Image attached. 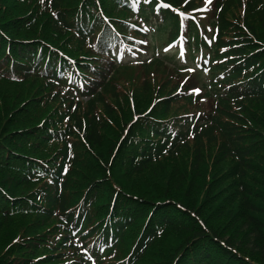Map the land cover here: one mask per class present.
Returning <instances> with one entry per match:
<instances>
[{"label":"trees","instance_id":"trees-1","mask_svg":"<svg viewBox=\"0 0 264 264\" xmlns=\"http://www.w3.org/2000/svg\"><path fill=\"white\" fill-rule=\"evenodd\" d=\"M12 1L14 3V0ZM55 1L57 2V0ZM161 1L167 3L170 8H179L186 12L193 11L198 2V0ZM142 4V9L145 11V0H143ZM154 4L155 1L146 5L153 7ZM217 5V9L213 14L206 13L202 19L203 29L206 30L207 25H210L213 27L214 32L216 31L217 33L210 47L212 48V56H214L215 61L211 70L217 76L215 80H212L211 85H203L206 93L204 96L213 98L216 107L212 112L205 114L206 118L202 116L197 125H193V118L192 121L189 119V136L187 138L157 129V136L164 139V142L150 149L139 148L135 142V139L139 138V136L136 135L132 127L129 130V134L123 140L118 153L126 147H132L131 152H122L120 161L119 159L118 161L102 159L97 153L98 158L101 159L99 163H101L103 169L94 178H91L92 180L90 177L87 179L89 176L87 174L89 170L87 167L84 168L79 176L80 181L85 183L84 186L88 187L91 183L95 188H102L98 193V203L105 205L106 212L103 214H99L98 212V215L92 216L91 212H96L95 208L83 214L73 211V208L78 209L79 205H77L76 201H71L67 198L68 196H65L67 194L61 190L49 191L44 195L40 194L39 200L42 202V205L38 202L45 210L44 212H40L45 213L48 210L49 214L43 215L55 219L59 218L56 224H51L48 228L52 230L49 237L46 236L45 231L38 232L31 237H39L36 242H33L34 248L36 249L37 247L34 252L37 251V254L42 253V257H46L45 261L48 264H63L65 261L67 264H86L84 258L79 255V250H75V236L79 242L92 238L95 239L96 245L102 244V246H105L104 255L106 258L102 259L99 264H137L140 258L148 256L149 250L147 251L145 247L147 245L154 246L158 239H160L157 238L159 229L156 230L158 224L154 221L155 216L149 226L148 233L144 235V239L147 241L144 244L138 245V239L136 238L134 243L130 244L129 248H133L134 250V247H136V254H132L131 258L129 256H126V258L119 257L118 254L125 252V246L128 244L126 237L130 234L131 230L138 223L140 224L145 222L146 219H150L152 214L156 215L158 211H161L162 217L159 224L166 227V230L176 227L175 230L181 234L180 245L177 246V248L179 246L181 248L178 251L175 250V254H177L175 260L181 257L179 264H187L190 255L196 253L198 249H202L200 247L201 243L205 242H208L209 246L204 249L206 257L203 264H264V122H254V125H257L258 128H251V132L257 135L255 138L256 142L251 145L252 147H256L253 152L246 150L248 146L242 138V132L232 125L235 115L234 105H243V101L250 96L264 99V40L258 37L256 29H254L253 25H250L251 20V22H260L264 26V0H217ZM78 8L74 7L68 11V19L74 17L72 18L73 23L71 25L69 23L65 24L70 30H74L76 21L86 22L90 16L84 10L81 11L84 7L80 10ZM236 8H243L244 13L238 15L236 12L235 16L233 11H237ZM4 9L10 12L4 11ZM117 9L126 13L120 3L116 5ZM169 10L162 11L163 20L159 21L161 25L158 29L159 36H157V40H162L164 34H166L171 26L173 27L171 31L173 36L178 32V17L172 10ZM14 12V7L9 4L8 0H0V78L4 79V81L6 80V82H17L12 80L8 73L9 57L6 54V48L9 47L10 54L17 55L21 59L16 60L18 63L16 71H19L22 77L28 79L35 74L39 75L42 73L54 82L53 85L62 86L61 88L69 96V99H66V101L68 102L67 114L70 122L79 126L82 125V122H87L86 141L96 149L95 145L97 146L103 138V129L109 128L108 124L105 123L103 125L101 123L97 115V106L99 104L109 109L106 116H111L112 123L115 126V121L113 120L114 113L105 101V96L115 93V86L110 84L112 82L105 80L106 76L102 74L101 76L104 80L101 81V84L95 86L90 94L92 97L89 101L76 96L72 92L73 90H67L65 79L59 77L61 74L60 64L62 68H65L66 59L50 51L41 42H35L36 36L29 37L27 33H32V30L16 28L12 25L10 19L7 21L3 20L6 13L13 14ZM141 15L144 16V13L141 12ZM22 16L23 14L20 13L16 15V17ZM6 22H10L9 25H6L7 28L4 26ZM187 29L190 34V44H192V39L195 37L194 39L198 45L206 46L205 41L199 39L198 29L193 21L187 23ZM11 30L20 33V37L12 36ZM75 32L78 33L77 31ZM153 46L155 47L156 44ZM7 60L8 63H6ZM258 64H260L258 69L253 70V67ZM109 65L114 68L113 71L115 73L139 67L134 65L117 67L115 64L112 65L110 63ZM161 65L171 68V71L169 70L168 72L169 79L173 78V75L176 77L183 74L180 70L182 68L180 64L171 60L168 56L154 58L153 61L144 63L140 67L143 68V75L148 76L146 72L152 67ZM77 66L83 74H91L88 67L79 64ZM96 72L98 74V71ZM245 73L249 74L244 80H241ZM222 74H224V79L218 80L217 77ZM197 76L195 75L196 79ZM237 83H242L240 88H237ZM57 86H52L49 91L55 90ZM100 89L101 91H99ZM59 98L61 100L56 99L57 105L59 101L60 103L62 102L65 96L60 94ZM44 99L46 100V96ZM165 99L169 101L165 102L167 108H169L168 104L175 102L171 97L166 96ZM197 100L193 95H189L187 102L193 104ZM56 107H54L55 110ZM57 110L59 111L58 108ZM139 112L141 111L138 110V114ZM88 115H90V118ZM262 116L264 117L263 114ZM102 122L105 121L103 120ZM68 125L70 123L66 124V127ZM200 129L201 132H198ZM191 136L194 138L195 150L199 151L200 148L203 150L198 153L199 157L196 159L194 167V173L196 172V174L190 178L188 187H185L186 181L183 178L182 172L178 175L180 177L176 183L167 184L164 187L163 193H156L158 191L155 189L147 192L148 190L132 187L129 185L130 182L128 180L124 182L127 192L121 186L120 188L116 187L115 176L132 178V173H129V171L140 174L151 168L153 163L165 165L166 163L164 162L172 160L170 157L175 160L183 152L184 147L188 143V138ZM8 139L7 142L15 144V138L9 137ZM14 140L15 142H13ZM212 146H215L219 154L214 156L212 154L207 155V159L212 160V163L207 164L204 152H208ZM94 154L96 155L95 152ZM219 158L222 161L227 158H236V161L233 160V167L236 168L232 172L229 170H219L221 167H218L219 162L216 161ZM126 166H128L129 170L126 169ZM251 172L254 174H250ZM30 176H32L31 172ZM238 176L241 177L239 178ZM247 179L252 180L251 190ZM226 181L232 189L230 195H226L222 192V189H218L219 185ZM100 182H104V184H99ZM181 182L182 185H180ZM180 187L183 188V191L179 192H182V195L178 193L181 190ZM33 191L35 189L29 190L23 197H27ZM152 193L156 194L152 197L150 196ZM93 196V202H96V194ZM68 199L69 203L67 202ZM144 200L149 201L150 205L147 204L144 207L143 204L139 203ZM242 201L245 204L244 207L241 204ZM113 203H116V206H113ZM118 206L120 207L119 209ZM133 206H138L139 211L131 216L129 215V211ZM148 207L149 209H147ZM242 208H245L244 212ZM17 210L28 213L32 212L34 208L31 206H21ZM168 210L187 217L182 222L181 226L183 227L181 230L177 226H173L174 219L173 216L171 217L167 213ZM124 212L128 215L124 214ZM238 212L241 213L242 218H237ZM16 213L18 212L14 211L13 214ZM174 216L178 217L176 214ZM61 217H64L65 223H63ZM215 218H222L224 220L223 225L225 227L223 230L215 226ZM60 223H62L61 226ZM105 223L106 225L104 226ZM168 223H171L170 225L172 226H168ZM74 231L76 233L75 236H73ZM59 232L63 236L60 240L56 238ZM27 238L29 237L21 238V240L26 239V241H29L30 239ZM43 238L45 240L58 239L54 242L56 248L54 252H47L45 248H42V245L39 243ZM19 243L15 244V242L11 241V243L0 249V264H23L21 260L23 258L20 257L21 253L19 252L25 251L26 248L21 246L23 245L22 242ZM58 247L59 249L57 250ZM70 251H72V254L66 256ZM212 253L216 256H213ZM35 256L36 254L34 256L28 254V257H33L32 259H37ZM245 257L248 259H244ZM119 261L122 263H119Z\"/></svg>","mask_w":264,"mask_h":264},{"label":"rangeland","instance_id":"rangeland-1","mask_svg":"<svg viewBox=\"0 0 264 264\" xmlns=\"http://www.w3.org/2000/svg\"><path fill=\"white\" fill-rule=\"evenodd\" d=\"M8 2L13 5L15 12L13 14H11L13 11L9 14L6 13L3 20L7 21L10 19V22L16 28L32 30V33H27V35L29 37L36 36L35 42H41L50 51L66 57L76 64L88 67L90 71H98V76H95V74L88 76L91 80L94 77L104 80L101 76L104 74L106 76L105 80L112 82L110 84L116 88L115 93L105 96V101L114 113L115 126L112 123L111 116H106L109 109L99 104L97 106V115L101 123L103 125L105 123L108 124L109 128L103 129V138L97 146L95 145L96 149H94L86 141L87 122H82L81 126L70 122L67 114L68 102L66 101L69 96L61 88L62 86L53 85L54 82L42 73L39 75L35 74L33 77L27 76L29 77L28 79L22 77L19 71H16L18 64L16 60H21L20 57L11 55L10 48H6V54L9 57L8 73L10 78L18 83L6 82V80L4 81V79L0 78V249L11 243V241L15 242V244L22 242L23 245L21 246L26 248L25 251L19 252L21 253L20 257L23 258L21 259L23 264H48L45 261L46 257H42V253L37 254V251L34 252L37 247L36 249L34 248L33 242H36L39 237H31L42 231H45L46 236L49 237L52 230L48 228L51 224H56L59 218L55 219L43 215L49 214L48 210L45 213L40 212L45 211L39 205V202L42 205L39 200L40 194L44 195L49 191L61 190L67 194L65 195L66 197L68 196L67 198L71 201H76L77 205H79V208H73V211L83 214L95 208L96 212H91L92 216L98 215V212L99 214L105 213V205L98 203V193L102 188H95L91 183L88 187L84 186L85 183L80 181L79 176L86 167L89 169L87 179L89 177L90 179L94 178L103 169V166L99 163L101 159L98 158L97 153L102 159L109 161L111 159L118 161L119 159L120 161L122 152H131L132 147H126L118 153L123 140L132 127L136 135L139 136V138L135 139L139 148L150 149L164 142V139L157 136V129L187 138L189 136V119L198 114L212 112L215 102L211 98L207 99L202 94H198L195 96L198 99L196 103L189 104L187 99L190 92L195 89L194 81L191 78L186 79L185 74L176 77L173 75V78L169 79L168 72L169 70L171 71V68H166L164 65L152 67L146 72L149 77L143 75V68L140 66L115 73L110 69L104 58H97V54L93 53L95 48L89 38H83L74 30H70L65 26L66 23L70 25L73 23L72 18L74 17L68 19V11L74 7H79L78 10L84 7L85 12L88 14H90L89 11L99 9L106 19L113 20L118 27L122 28L121 25H124L126 19L134 18L120 9L115 10L112 0H57V2L55 0H43V2L42 0H14V3L12 0H8ZM217 6V0H211L207 7H205V0H198L195 7L199 10L208 8L214 12ZM4 11H7V9H4ZM236 12L241 15L244 10L243 8L237 9V11L234 10L233 14L235 16ZM17 13L23 14V16L16 17ZM10 22L4 23L5 28ZM250 25L254 26L258 37L264 40V26L260 22H251V20ZM10 33L14 37L21 35L12 30ZM6 63H8V60ZM259 65L254 66L253 70H257ZM248 74L245 73L241 80H244ZM241 84L237 83V88H240ZM52 86L57 87H55V90L49 91ZM60 94H63L65 98L61 103L59 101L57 105L56 99L61 100L59 98ZM45 96L46 100L44 99ZM166 96L175 100V102L173 101L174 103L168 104L169 108L165 106V102H169L165 99ZM90 99L91 97L84 100L89 101ZM242 104L234 105L235 115L232 125L242 132V138L248 146L246 150L253 152L256 147L251 145L256 142L255 138L257 135L251 132V128H258L257 125H254V122H264V117L262 116V114L264 115V99L250 96ZM54 107H56V110ZM138 110L141 111L139 114ZM88 116L90 118V115ZM85 120L87 119L85 118ZM103 120L105 122H102ZM68 123L70 125L66 127ZM198 132H201V130H198ZM8 136L16 139V142L15 140L13 141L15 144L7 142L9 140ZM202 150L201 148L199 151L195 150L194 138L191 136L188 138V143L184 147L183 152L175 160L170 157L172 160L164 162L166 163L165 165L153 163L151 168L140 174L129 171V173H132V178L115 176L116 187L120 188L121 186L127 192L124 182L128 180L130 182L129 185L132 187L148 190L147 192L155 189L158 191L156 193H163L162 190L167 184L178 181L180 177L178 175L181 172L186 181L185 187H188L190 178L196 174V172L194 173V167L196 159L199 157L198 153L202 152ZM204 153L207 164L212 163L211 159H207V155L212 154L214 156L219 154L215 146H212L208 152ZM222 158L224 159V157ZM233 160L236 161L237 159L227 158L224 161L220 160V158L216 159L219 162L218 167H221L219 170L232 172L236 168L233 167ZM126 169L129 170L128 166H126ZM30 172L32 176H30ZM250 174L254 173L251 172ZM238 177L240 178L241 176ZM247 183L251 190L252 180L247 179ZM99 184H104V182ZM180 185H182V182ZM33 189L35 191L29 193L27 197H23L29 190ZM180 189L178 193L183 191L182 187ZM218 189H222V192L226 195H230L232 192L227 181L220 184ZM156 193H152L150 196L153 197ZM94 194H96V202H93L92 199ZM179 194L182 195V192ZM69 199L67 200L68 203ZM139 203L143 204L144 207L147 204L150 205V202L145 200ZM241 204L243 207L245 206L243 201ZM114 205L116 206V203H113ZM21 206H31L34 210L28 213L17 210ZM243 210L245 208H242ZM14 211L18 213L13 214ZM137 211H139L138 206H133L129 211V215L132 216ZM160 213L161 211H158L156 215L152 214L150 219L148 218L145 222L138 223L139 225L137 224L132 230L130 229L131 232L126 237L128 244L125 246V252L128 249L129 251L118 254L119 257L126 258V256H129L131 258L132 254H136V247L133 250V248H129L130 244L134 243L136 238L138 239V245L147 241H145L144 235L148 233L149 226L155 216L154 221L158 224L156 230L159 229L157 238L160 239L154 246L147 245L145 247L147 251L149 250L148 256L140 258L137 264H179L181 257L175 260L177 257L175 250L178 251L181 248L180 246L177 248L180 245L181 234L175 230L176 227L166 230V227L159 224L162 219ZM167 213L171 217L173 216V226H177L181 230L183 227L181 226L182 222L187 217L178 215L171 210H168ZM238 213L237 218H242L241 213ZM124 214L128 215L126 212ZM175 214L178 217H175ZM4 215L5 217H3ZM215 219V226L223 230L225 227L223 225L224 220L222 218ZM61 220L63 223L66 222L64 217H61ZM168 224V226H172L170 225L171 223ZM41 234L43 235V233ZM26 237H29L27 239L30 240H21V238ZM56 238L59 240L63 238L61 232L58 233ZM58 239L45 240L43 238L39 244L47 252H54L56 250L54 242ZM208 246V242L201 243L200 247L202 249H198L196 253H190L187 264H203L206 257L204 249ZM71 252L67 253L66 256L72 254ZM28 254L30 256L36 254L35 257L37 259L28 257ZM212 254L216 256L214 253ZM244 259L247 260L248 258L245 257ZM65 262L63 264H67ZM119 263L122 262L119 261Z\"/></svg>","mask_w":264,"mask_h":264},{"label":"snow or ice","instance_id":"snow-or-ice-1","mask_svg":"<svg viewBox=\"0 0 264 264\" xmlns=\"http://www.w3.org/2000/svg\"><path fill=\"white\" fill-rule=\"evenodd\" d=\"M42 2H43V0H42ZM209 3H211V0H205V7H207V5L209 4ZM167 6V5H166ZM188 71H194L193 69H188ZM194 91H199V89H193Z\"/></svg>","mask_w":264,"mask_h":264}]
</instances>
